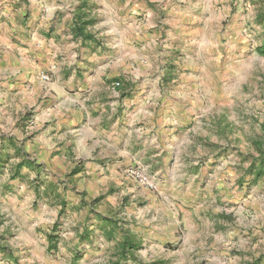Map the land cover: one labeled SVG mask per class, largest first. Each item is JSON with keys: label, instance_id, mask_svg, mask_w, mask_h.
<instances>
[{"label": "rangeland", "instance_id": "1", "mask_svg": "<svg viewBox=\"0 0 264 264\" xmlns=\"http://www.w3.org/2000/svg\"><path fill=\"white\" fill-rule=\"evenodd\" d=\"M199 3L202 41L172 49L161 61L150 54L138 71H125L114 82L128 92L153 88L168 95L178 83L171 79L199 76L202 95L194 113L172 131L185 141L179 153L130 163L121 182L108 180L107 192L95 198L87 193L96 184L85 174L90 163L84 161L64 171L38 164V172L24 170L18 178L12 176L16 167L8 171L10 206L0 200V264L102 261L107 253L87 250L84 240L93 230L101 235L99 225L89 227L97 219L91 207L107 195L112 203L99 209L106 216L102 226L137 233L143 239L136 249L140 264H264V55L258 52L264 46V0ZM156 75L165 82H153ZM26 119L32 125L33 112ZM12 159L4 168L14 167ZM168 204L180 206L177 223ZM155 210L168 216L153 218ZM82 223L87 230L81 237ZM157 236L170 239L166 250L153 246L145 254Z\"/></svg>", "mask_w": 264, "mask_h": 264}, {"label": "crops", "instance_id": "2", "mask_svg": "<svg viewBox=\"0 0 264 264\" xmlns=\"http://www.w3.org/2000/svg\"><path fill=\"white\" fill-rule=\"evenodd\" d=\"M199 2L0 0V200L4 208L10 206V173L20 161H30L22 166L20 176L28 169L38 172L45 164L64 171L73 161L90 163L85 174L96 187L87 193L95 198L107 192L108 180L121 182L130 163L157 162L179 153L185 141L172 131L194 113L202 95L199 76L184 73L179 80L171 79L178 83L168 95L153 88L128 92L114 82L122 81L125 71H138L141 60L148 63L150 54L161 61L172 49L202 41ZM140 14L145 23L137 20ZM43 74L47 80L41 78ZM151 80L157 85L165 82L159 75ZM190 87L192 93L187 92ZM29 111L33 112L30 126ZM11 158L14 167L4 168ZM141 194L149 196L144 190ZM111 200L107 195L102 205L91 207L97 219L89 227L99 225L104 237L91 229L85 246L107 253L97 264L115 260L124 231L132 230L119 226L111 232L109 225L102 226L106 216L99 209ZM167 206L177 223L180 206ZM164 213L155 210L153 218L168 216ZM84 230L82 223L81 237ZM135 240L139 247L143 245L137 233ZM169 240L157 236L145 254L153 246L165 251ZM133 254L125 264H140L136 249Z\"/></svg>", "mask_w": 264, "mask_h": 264}, {"label": "trees", "instance_id": "3", "mask_svg": "<svg viewBox=\"0 0 264 264\" xmlns=\"http://www.w3.org/2000/svg\"><path fill=\"white\" fill-rule=\"evenodd\" d=\"M77 31L80 34L81 28L80 27L77 28ZM258 52L264 55V46L258 48ZM27 162H30V161H20L16 165V169L14 170V174L12 176L13 177L20 176V173H19L20 169L22 166L27 164ZM138 247H139L138 242L135 240V233L131 231H124L123 240L120 243L119 251L116 254L117 255L116 259L111 260L105 264H125L128 259L134 258L133 252L135 249H138ZM77 259L78 257H76L74 260H77Z\"/></svg>", "mask_w": 264, "mask_h": 264}, {"label": "built area", "instance_id": "4", "mask_svg": "<svg viewBox=\"0 0 264 264\" xmlns=\"http://www.w3.org/2000/svg\"><path fill=\"white\" fill-rule=\"evenodd\" d=\"M41 78L44 79V80H47V79H48V76L43 74V75L41 76ZM115 85H118V82H116Z\"/></svg>", "mask_w": 264, "mask_h": 264}]
</instances>
